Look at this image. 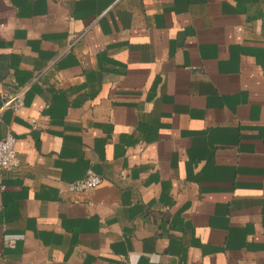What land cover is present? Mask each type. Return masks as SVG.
I'll list each match as a JSON object with an SVG mask.
<instances>
[{"label":"crops","instance_id":"1","mask_svg":"<svg viewBox=\"0 0 264 264\" xmlns=\"http://www.w3.org/2000/svg\"><path fill=\"white\" fill-rule=\"evenodd\" d=\"M7 134L0 264H264V0H0Z\"/></svg>","mask_w":264,"mask_h":264},{"label":"built area","instance_id":"2","mask_svg":"<svg viewBox=\"0 0 264 264\" xmlns=\"http://www.w3.org/2000/svg\"><path fill=\"white\" fill-rule=\"evenodd\" d=\"M21 104V95L16 94L13 98L8 100L5 104V108H17ZM17 164L16 151H15V138L14 136L7 134L0 138V175L10 168L15 167ZM100 182V176L91 170H87L84 177L80 180L70 182L68 184V190L70 191H86ZM7 244H12V241H8ZM22 264H32L30 262H24Z\"/></svg>","mask_w":264,"mask_h":264}]
</instances>
